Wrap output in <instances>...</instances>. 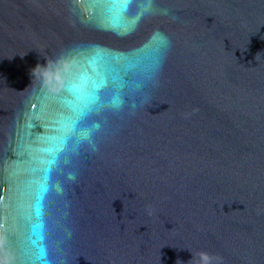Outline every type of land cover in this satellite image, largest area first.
Masks as SVG:
<instances>
[{"label": "water", "instance_id": "obj_1", "mask_svg": "<svg viewBox=\"0 0 264 264\" xmlns=\"http://www.w3.org/2000/svg\"><path fill=\"white\" fill-rule=\"evenodd\" d=\"M102 78L52 166L48 264H264V0H0V264H42L33 181Z\"/></svg>", "mask_w": 264, "mask_h": 264}, {"label": "snow or ice", "instance_id": "obj_2", "mask_svg": "<svg viewBox=\"0 0 264 264\" xmlns=\"http://www.w3.org/2000/svg\"><path fill=\"white\" fill-rule=\"evenodd\" d=\"M112 2L118 7L119 12L123 13L127 11L128 5L132 0H112ZM166 39L159 33L155 34L153 40L150 42V45H146V49H151L152 53L157 57L163 48L166 47ZM154 46V47H153ZM113 83L119 87V82L113 80ZM107 84V79L102 78L99 82L93 81V87L91 91H83L80 88H74L73 91L77 95V99L81 101L80 104L74 105L73 110L76 113L75 118L69 117L62 119L60 121L59 131L62 135L58 137H51L50 140L53 144L52 147L45 149L51 157L46 161V167L43 168L42 176L39 181H33L36 184L35 191V216L37 217V223L34 225V233L36 239L32 240L33 246L37 249L36 259L41 261L42 264H48V261L45 259L46 252L43 245L44 237V225H43V201L46 194L49 191V180L52 173V166L57 163L60 157V153L64 151V146L68 143V140L72 138V135L79 132L80 139L87 138L88 130L80 128L81 121L87 118L93 112L99 111L105 107V101L100 95L101 88L105 87ZM119 93H116L108 101V104L112 107H118L120 104Z\"/></svg>", "mask_w": 264, "mask_h": 264}, {"label": "clouds", "instance_id": "obj_3", "mask_svg": "<svg viewBox=\"0 0 264 264\" xmlns=\"http://www.w3.org/2000/svg\"><path fill=\"white\" fill-rule=\"evenodd\" d=\"M164 14L167 15V11H164ZM173 20L176 19V17H172ZM195 259H197L199 262H201V264H211L212 261V257L210 256L209 253L204 252V251H200L198 253L195 254Z\"/></svg>", "mask_w": 264, "mask_h": 264}]
</instances>
